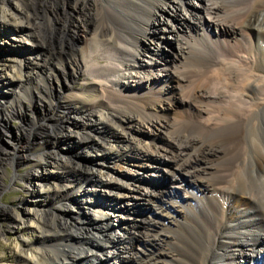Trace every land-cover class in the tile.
Listing matches in <instances>:
<instances>
[{
	"label": "bare ground",
	"instance_id": "6f19581e",
	"mask_svg": "<svg viewBox=\"0 0 264 264\" xmlns=\"http://www.w3.org/2000/svg\"><path fill=\"white\" fill-rule=\"evenodd\" d=\"M18 1L15 27L41 60L24 79L19 65L14 100L0 97V122L34 116L22 144L0 129L11 144L0 160L31 166L12 183L39 172L24 187L32 207L17 208L26 216L10 210L26 235L15 264H109L124 250L132 259L118 264H264V0ZM142 158L185 193L164 195L160 172L129 176L149 167ZM101 185L150 210L120 220Z\"/></svg>",
	"mask_w": 264,
	"mask_h": 264
},
{
	"label": "rangeland",
	"instance_id": "374dc122",
	"mask_svg": "<svg viewBox=\"0 0 264 264\" xmlns=\"http://www.w3.org/2000/svg\"><path fill=\"white\" fill-rule=\"evenodd\" d=\"M191 2L192 6L193 3L196 6L198 5L199 1L190 0V3ZM21 8L22 4L18 0H9L5 2L0 0V97L4 96V101L14 100L12 89H18V83L16 80L17 76H19V65H21L22 67V79H24L25 77H30V74H33L37 70L38 63H40L41 60V52L37 50V47L32 46L35 38L33 36H30V33H28L25 29L22 28L18 30L15 27L16 23L14 22V18L18 15ZM165 21L166 24H172L170 22L171 20H167V18ZM188 21V23H190L191 20ZM162 39H165V42H167V44H170L173 42V35L168 29H165L164 34L162 35ZM147 43H149L148 40ZM163 47L165 48L164 51L165 55L167 56L165 58H167L168 61H171V57L168 56L171 53L170 48L168 47V45H165V43L163 44ZM19 59H21V62L19 61ZM32 117H34L32 113H18L14 114L9 119L3 118V120L0 122V129H6V132L9 133L8 138H10L14 143L19 142V144H22L25 139L24 137H20L17 132L19 131L21 126H28ZM17 137L20 138L18 139ZM8 138L3 137L2 139H0V145L5 146L6 148L11 147ZM35 150L36 147L29 148V152H35ZM88 157L91 159H95V161L98 160V156L95 152L90 151ZM141 161L147 163L149 167L145 168L144 166V170H141L133 167L132 164H128V166L126 165L127 168L132 167L133 170L134 168L136 169V171L134 172L129 170L127 173L129 176H141L144 171L147 172V176H149V174H153L150 175L151 177L149 178H154V174H157L158 172L162 173V175L166 174V176H168L169 178L172 175L168 167H165L162 164H154L152 162H148L143 158ZM120 162L121 161L117 160L113 163L120 164ZM30 170L31 166L28 162L23 161L21 163L9 164L0 160V206L4 207L5 210H0V264H15L14 260L17 259V255L20 253V249L23 248V245H26L23 242L26 235H21V232L17 229L9 228V223L13 216L12 213H10V210L16 209L23 218L24 216H26L25 212L17 208L20 206L19 203H23L22 206H24L25 208L32 207L30 200L31 197L29 196V193L25 191L24 187L28 182H36L39 178V176H37L39 172H34V176L31 175V178L29 176H26L23 177V180H15L13 183L10 178L13 174L22 177V174H25ZM47 172L49 174L48 176H51L52 178L56 177L59 174L58 169L53 168V166L51 165L47 166ZM98 178H100L99 175L95 176V180H98ZM101 178H103V176ZM170 179V181L166 182L163 180L161 181L160 178V187L163 190L162 193H164V195H167L169 192H171L168 189L170 186V188L172 190H175L177 193H185L183 192L185 184H181L182 179H178V181L173 180V177H171ZM168 182L170 183L169 186L168 184H166ZM88 184L89 183H87L85 187L87 186L90 190ZM172 184L175 185V187ZM99 188L102 190L103 197H105L107 202L110 203L109 206L112 207V211L115 213L117 218L119 217L120 219L121 217L120 220L130 222V220L133 219L132 217H136V215H133L134 209H140L141 207L146 211L148 209L150 210V204L145 197H141L140 199H138V201H136L132 200L130 196L125 197V194L121 199V194L120 192L118 193L117 190H112L109 192V189L105 188L102 185L99 186ZM38 190H42V194H48L47 188H41L38 186ZM85 199L87 198H83L82 201H85ZM179 200L180 198L176 199L177 202H179ZM159 206L160 204L156 202V204L154 205L156 212L154 214L151 213L149 215V218L160 221L163 220V216L159 213L165 207H162L161 209ZM174 209L175 208H172V211L177 214L178 211H175L177 210V208L175 210ZM136 218L141 219V217L139 216ZM115 222L116 221L114 220L111 222L112 224H114V226L111 225V223L109 224L112 227L113 234H115L119 238L121 237V239H123L124 241V232L122 230H119V228L115 226ZM128 228L131 230L132 235L136 236L138 234V232L133 229L131 225H129ZM119 259H123L124 261H131V253L124 250L122 251V253H120ZM119 259L116 260V258H112L110 259L109 264H118V262L120 261Z\"/></svg>",
	"mask_w": 264,
	"mask_h": 264
}]
</instances>
